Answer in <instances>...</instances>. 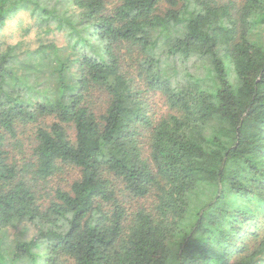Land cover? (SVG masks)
Instances as JSON below:
<instances>
[{
	"label": "trees",
	"instance_id": "1",
	"mask_svg": "<svg viewBox=\"0 0 264 264\" xmlns=\"http://www.w3.org/2000/svg\"><path fill=\"white\" fill-rule=\"evenodd\" d=\"M161 1L0 0V264H264V0Z\"/></svg>",
	"mask_w": 264,
	"mask_h": 264
},
{
	"label": "rangeland",
	"instance_id": "2",
	"mask_svg": "<svg viewBox=\"0 0 264 264\" xmlns=\"http://www.w3.org/2000/svg\"><path fill=\"white\" fill-rule=\"evenodd\" d=\"M220 3H226L229 0H218ZM242 0H236V4L240 5ZM167 4L162 0L159 4V10H164ZM35 19L28 14L26 10H18L13 16L8 18L3 26L0 27V40L9 43H15L19 40L25 42L29 46L36 44L35 37H38L39 30L34 26ZM45 41L54 40L56 44L60 46L66 45V40L59 32L48 33L44 36ZM150 105L157 113H162L166 110V104L163 97L159 93H148ZM50 121V119H46ZM69 133L72 136L73 130L69 129ZM20 140L23 142L24 150L29 151L34 144L32 138V130L27 128L20 134ZM78 176V171L72 169L71 166L63 167L56 176L50 179V183L47 185L48 189L55 188L56 186H66L69 181H72ZM47 191V190H46Z\"/></svg>",
	"mask_w": 264,
	"mask_h": 264
}]
</instances>
